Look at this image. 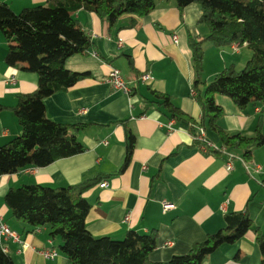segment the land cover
<instances>
[{
  "label": "crops",
  "instance_id": "crops-1",
  "mask_svg": "<svg viewBox=\"0 0 264 264\" xmlns=\"http://www.w3.org/2000/svg\"><path fill=\"white\" fill-rule=\"evenodd\" d=\"M0 1L19 12L47 0ZM200 14L197 3L180 10L174 1L156 0V6L139 17L134 26L121 27L125 24L123 16L108 30L107 23L95 13L84 9L72 12L91 36L93 45L86 54L67 58L65 66L88 71L90 76L67 90L52 93L43 102L49 119L82 125L76 134L85 150L58 158L47 166H28L0 175V222L27 243L23 247L3 240L17 264L66 261L59 250L60 239L51 237L47 227L29 230L11 215L4 195L8 189L24 184L61 187L101 177L99 183L83 193L90 203L85 217L87 230L93 236L113 239L123 238L128 230L141 234L154 231L157 245L149 253L153 261L187 253L192 244L221 229L224 214L231 211L247 212L253 225L264 232V145L254 148L247 159L240 152L234 153L232 167L227 169L224 154L201 151L187 122L174 119L168 129L166 123L173 118L156 104L144 107L143 100L154 99V92L164 93L199 121L201 110L191 93L194 70L189 38L208 32L204 23H198ZM235 45L217 47L203 41V81H210L226 66L240 69L245 65L250 51L245 44L236 50ZM7 48L0 32V104L6 107L0 112V145L21 133L11 108L18 95L36 88L38 79L33 71L7 64ZM113 67L128 82L130 93L109 83L108 74ZM144 72L151 75L149 81L139 78ZM215 101L223 109L219 125L227 133H264V105L250 102L239 108L224 94H217ZM126 128L134 136V145L128 166L120 171L126 152ZM204 136L216 147L223 146L209 128L204 129ZM245 164L259 165L261 169L247 170ZM102 182L107 185L102 186ZM163 202L171 203L173 208L164 209ZM47 248L57 249L58 256L52 260L44 258L40 251ZM260 259L255 232L248 230L236 242L222 244L205 255L202 264H258Z\"/></svg>",
  "mask_w": 264,
  "mask_h": 264
},
{
  "label": "trees",
  "instance_id": "trees-1",
  "mask_svg": "<svg viewBox=\"0 0 264 264\" xmlns=\"http://www.w3.org/2000/svg\"><path fill=\"white\" fill-rule=\"evenodd\" d=\"M165 1H174L180 10L190 3H197L201 10L198 23H204L208 29L201 37L189 38L194 98L201 116L199 121L193 120L168 95L160 92L153 93L154 99L143 100L144 107L156 104L169 118L187 122L198 145L201 144L197 138L199 129L209 128L228 150L249 158L254 148L264 145V133L260 130L253 136L227 133L219 125L223 109L215 101V96L227 95L239 108L250 102L264 105V0ZM155 6L156 0H47L44 4L15 12L0 1V32L8 43L5 61L35 72L38 78L36 88L18 95L17 103L11 108L21 126V133L0 145V175L28 166H47L58 158L85 150L76 134L82 125L49 119L43 102L52 93L67 90L90 76L88 71H75L65 66L67 58L86 54L93 45L91 36L82 29L72 12L78 9L91 11L111 30L123 16H126L121 19L125 24L121 27L134 26L139 17ZM203 41L217 47L245 44L250 56L242 68L226 66L205 82L201 77ZM5 108L0 104V112ZM125 143L120 171L128 166L134 145V136L127 128ZM207 152L221 154L219 147L209 148ZM100 180L101 177L96 176L61 187L24 184L8 189L4 202L11 215L29 230L47 227L51 237L60 239L59 250L66 257L62 264H202L205 255L222 244L236 242L248 230L255 232L261 253L258 264H264V232L253 225L245 211L225 213L221 229L192 244L187 253L173 255L165 261L149 258V253L157 245L154 231L141 234L128 230L121 239L93 236L85 225L90 203L83 193ZM0 264L17 263L0 247Z\"/></svg>",
  "mask_w": 264,
  "mask_h": 264
},
{
  "label": "built area",
  "instance_id": "built-area-1",
  "mask_svg": "<svg viewBox=\"0 0 264 264\" xmlns=\"http://www.w3.org/2000/svg\"><path fill=\"white\" fill-rule=\"evenodd\" d=\"M173 40L176 42L177 37L176 35H173ZM238 48V44H236L234 46V49L236 50ZM93 55H97L96 52L93 51ZM139 78L144 82V81H149V79L151 78V75L147 72L142 73ZM108 81L109 83L117 89H121L122 91H124L125 93H130L131 92V87L129 86L128 82H126L123 77L120 74V71L117 68H111L110 72L108 74ZM192 95H195L196 92L194 89H192L191 91ZM174 119H170L167 123L166 126L168 129H170L172 123H173ZM197 138L201 141V144L199 145L201 151L203 152H207L209 148H217L215 145H213L211 142H209L205 136H204V130L202 128L199 129V134L197 136ZM220 151L222 154H224L227 158V162H226V167L227 169H230L232 167V160L236 157V155L231 152L230 150L227 149V147L222 146L219 147ZM247 170L249 168H252L255 171H260L261 167L259 165H253L252 167H250L248 164H245ZM102 186H106L107 183L106 182H102L101 183ZM163 208L164 209H171L173 208V205L171 203L168 202H163ZM127 218V217H126ZM3 240H11L13 242H17L20 243L23 247L27 246V243L24 240H21L19 234L12 230L9 226H7L6 224H4L3 222H0V247L7 252V248L3 243ZM171 242L168 241L167 244H170ZM40 254L49 260L55 259L58 254L59 251L57 249L54 248H47V249H42L40 251Z\"/></svg>",
  "mask_w": 264,
  "mask_h": 264
}]
</instances>
